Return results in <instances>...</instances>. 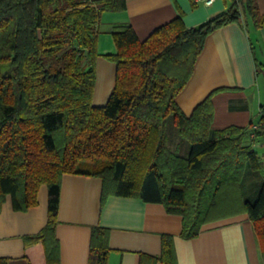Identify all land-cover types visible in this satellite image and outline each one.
<instances>
[{
	"label": "trees",
	"instance_id": "obj_1",
	"mask_svg": "<svg viewBox=\"0 0 264 264\" xmlns=\"http://www.w3.org/2000/svg\"><path fill=\"white\" fill-rule=\"evenodd\" d=\"M226 1L224 12L196 26L178 15L142 40L131 25H113L114 50L100 53L101 15L123 10L125 0H0V206L9 195L14 210H26L47 186L46 223L23 236L25 245L41 244L45 264H59L54 228L64 173L99 177L102 199L161 203L182 216L183 238L211 218L245 212L264 240V162L244 143L247 128L211 126L215 91L188 116L175 101L208 33L243 16L264 25L256 0ZM100 54L115 75L106 103L97 106ZM168 117L188 143L186 153L170 146ZM109 251L108 229L93 226L90 264H106ZM145 260L177 264L172 236L162 235L160 254L141 255Z\"/></svg>",
	"mask_w": 264,
	"mask_h": 264
},
{
	"label": "crops",
	"instance_id": "obj_2",
	"mask_svg": "<svg viewBox=\"0 0 264 264\" xmlns=\"http://www.w3.org/2000/svg\"><path fill=\"white\" fill-rule=\"evenodd\" d=\"M195 1L192 6L190 0H125L123 10L102 13L97 26L98 51L114 50L109 34L113 25H131L142 40L175 16L180 15L186 27H193L229 6L226 0H213L209 5ZM256 3L258 11L264 13V0ZM95 65L107 76L102 77L99 92L94 89L93 97L102 95L104 101L115 66L101 54ZM213 91L211 126L246 127L244 143L258 150L250 145L249 133L250 123L260 121L264 115V25L256 27L250 17L243 16L207 34L193 71L175 101L188 116ZM185 142L179 137L171 147L186 153ZM47 200L45 184L38 188L37 204L26 210H14L10 196L5 197L0 206V257H5L7 264H45L41 244L25 245L23 236L36 234L44 226ZM95 225L108 229L110 251L106 264H149L148 260L141 263V255L158 256L164 234L172 236L177 264H264V240L260 241L245 212L205 223L196 236L183 238L182 216L167 212L161 203L114 194L102 199L99 177L64 173L54 228L59 264H90V235ZM153 264L165 263L156 260Z\"/></svg>",
	"mask_w": 264,
	"mask_h": 264
},
{
	"label": "rangeland",
	"instance_id": "obj_3",
	"mask_svg": "<svg viewBox=\"0 0 264 264\" xmlns=\"http://www.w3.org/2000/svg\"><path fill=\"white\" fill-rule=\"evenodd\" d=\"M94 67H95V82H94V89L95 90H97V92H99L98 90H99V87H100V85H102V81H103V78L102 77H105V76H107V75H105V73L102 71V70H100V69H97L96 68V65H94ZM99 72H98V71ZM98 74H99V78L97 79V77H98ZM114 75H115V69H114ZM114 75H113V77L112 78H110L109 79V82H111V80L113 81V83H112V86H111V88H110V90H109V93H108V95L106 96V98H105V100L103 101L102 100V95L101 96H99V95H97V98L95 99L94 97H93V95H92V104L93 105H97V106H101V105H104L105 103H106V101H107V99H108V97H109V95H110V92H111V90H112V87H113V84H114ZM96 92V93H97ZM93 94H94V90H93ZM95 100V101H94ZM97 101V102H96ZM168 135H169V144H170V146H173V144H175V142L176 141H179V137H178V135H177V130H176V127L174 126V124L172 123V120H171V117H168ZM185 145H188V143L187 142H185ZM260 155L262 154V152H264V150H262V148H258V150H256ZM230 216H233L232 214H221V215H219V216H217L215 219L214 218H211V219H209L208 220V222H213V221H216V220H218V219H223V218H227V217H230Z\"/></svg>",
	"mask_w": 264,
	"mask_h": 264
},
{
	"label": "built area",
	"instance_id": "obj_4",
	"mask_svg": "<svg viewBox=\"0 0 264 264\" xmlns=\"http://www.w3.org/2000/svg\"><path fill=\"white\" fill-rule=\"evenodd\" d=\"M205 5H209L213 0H201ZM251 132L249 137L252 148H262L264 150V120L253 122L250 124ZM260 159L264 162V152L260 155Z\"/></svg>",
	"mask_w": 264,
	"mask_h": 264
}]
</instances>
